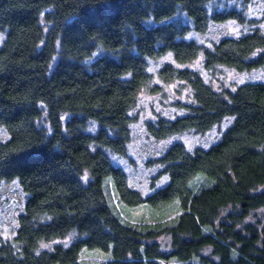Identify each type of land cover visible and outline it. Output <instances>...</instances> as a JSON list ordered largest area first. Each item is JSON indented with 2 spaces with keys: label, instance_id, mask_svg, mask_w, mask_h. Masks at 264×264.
<instances>
[{
  "label": "trees",
  "instance_id": "16d2710c",
  "mask_svg": "<svg viewBox=\"0 0 264 264\" xmlns=\"http://www.w3.org/2000/svg\"><path fill=\"white\" fill-rule=\"evenodd\" d=\"M216 1L0 0V184L24 194L0 264H81L82 250L109 254L101 264H264V216H251L264 211V83L215 91L178 67L198 58L209 71L264 67L257 28L210 47L189 38L255 23ZM164 59L156 77L183 84L191 102L182 116L147 122L148 135L229 125L207 148L175 142L152 158L144 196L112 156L127 157L140 97L160 90L151 63ZM141 205L158 211L153 223L121 211ZM69 236L68 247L42 249Z\"/></svg>",
  "mask_w": 264,
  "mask_h": 264
},
{
  "label": "rangeland",
  "instance_id": "374dc122",
  "mask_svg": "<svg viewBox=\"0 0 264 264\" xmlns=\"http://www.w3.org/2000/svg\"><path fill=\"white\" fill-rule=\"evenodd\" d=\"M214 7L218 11L224 9L235 8L243 12L247 21L255 23L238 24L236 21H227L221 25L212 24L205 36H197L191 34L189 38L195 39L201 45L210 47L213 41L220 37H240L250 33L254 29L264 31V0H217ZM4 40V36L0 35V46ZM161 60L158 63H151L150 71L154 75V84L160 89L158 92L143 93L134 110L136 117L132 126V139L128 147L126 158L112 156L114 165L119 166L126 173L130 186L142 193L144 196L149 193L153 184L152 178L157 175V169L149 164V161L157 156L168 145L180 142L189 150L196 148H207L212 145L220 136V134L229 125L226 120L220 127H216L206 134H197L194 132L184 133L171 136L163 141H155L146 132L147 122H153L158 117L167 119H175L182 116L184 110L181 107L190 101L188 89L179 82L163 83L156 77V70L165 62ZM196 71L203 80L209 84L215 91L230 90L234 91L238 86L245 83H264V67L252 71L238 72L233 69L218 67L215 70H206L203 65L202 58H198L191 64L178 66ZM5 136L0 134V141ZM163 178L158 182L161 186ZM264 190V185L260 188ZM24 199L16 185L0 184V238L9 241L13 238L16 230V216L22 209V203L19 201ZM115 202H117L115 200ZM124 217L134 222L146 221L153 223V217L159 216L158 211H153L148 205H141L134 208L123 206ZM153 211V212H152ZM157 214V215H156ZM163 214V213H161ZM252 217L262 219L263 210L254 212ZM74 236L66 239L58 240L50 244H44L42 249H52L56 245L68 247L73 241ZM156 242L160 244L162 250L166 253L170 252V239L167 235L157 237ZM206 254L209 252L206 251ZM110 259L109 254L100 251L82 250L79 255L81 264H101Z\"/></svg>",
  "mask_w": 264,
  "mask_h": 264
}]
</instances>
